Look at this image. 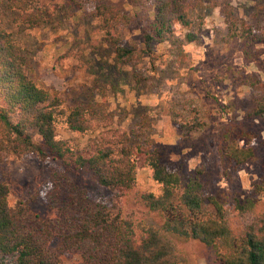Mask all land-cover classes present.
<instances>
[{
    "label": "rangeland",
    "instance_id": "rangeland-1",
    "mask_svg": "<svg viewBox=\"0 0 264 264\" xmlns=\"http://www.w3.org/2000/svg\"><path fill=\"white\" fill-rule=\"evenodd\" d=\"M106 2L127 15L117 28L121 40L136 47V57L118 63L104 40L94 6ZM47 16L42 25L15 32L8 16L0 25L12 32L26 56V74L59 94L57 108L86 104L92 127L72 132L61 115L55 138L67 140L81 154L91 152L99 133L125 131L130 142L154 146L162 165L185 180L195 175L204 194L233 204L246 197L252 207L236 213L227 208L224 219L236 230L264 209L254 184L264 174V114L253 112L264 81V43L250 37L229 36L231 22L264 32V0H200L190 10L188 27L174 25L172 34L156 43L151 54L142 50L140 30L150 18L153 0H40ZM194 38L188 40L187 33ZM226 129L253 156L234 164L219 151V132ZM243 130L249 139L239 136ZM135 157L134 190L159 192L150 170ZM0 181L8 187L7 201H27L42 219L53 220L56 206L68 196L119 210L133 222L158 226L162 218L130 195L99 185L89 170L62 166L33 153H0ZM78 192V193H77ZM206 214L213 212L205 204ZM185 264H219L211 249L195 239L170 237ZM58 238L53 241L57 244ZM64 264H83L76 253L65 252ZM0 264H8L0 258Z\"/></svg>",
    "mask_w": 264,
    "mask_h": 264
},
{
    "label": "trees",
    "instance_id": "trees-1",
    "mask_svg": "<svg viewBox=\"0 0 264 264\" xmlns=\"http://www.w3.org/2000/svg\"><path fill=\"white\" fill-rule=\"evenodd\" d=\"M200 0H153L150 18L140 30L142 50L153 52L154 45L172 34L174 25L188 27L190 10ZM94 16L104 40L112 47L118 63L135 59L136 47L121 40L117 28L127 15L116 6L99 2ZM8 16L15 32L35 28L47 21L40 0H0V17ZM229 36L250 37L264 43V32L253 34L249 26L231 22ZM188 40L194 38L187 33ZM26 56L12 36L0 25V153H33L42 160H59L74 170L87 169L96 182L115 191L116 197L130 195L148 211L157 213L158 226L133 222L119 210L93 203L85 196L71 194L56 206L53 220L42 219L27 201L11 206L8 187L0 181V258L8 264H64L65 252L76 253L83 264H185L170 237L195 239L211 249L219 264H264V209L236 230L228 226L224 211L249 210L251 197L226 204L204 194L195 175L182 180L179 173L162 165L152 145L133 143L127 132L99 133L90 141L92 150L83 155L67 140L55 138V120L61 115L68 130L84 132L92 127L86 104L57 108L59 94L37 84L26 74ZM253 110L264 114V81ZM219 151L234 164L253 156L249 145H239L226 130L219 132ZM239 136L249 139L241 130ZM138 154L159 185L154 194L134 190L135 157ZM254 192L264 198V174L254 184ZM78 193V192H77ZM208 204L213 212L206 214ZM58 238L57 244L53 241Z\"/></svg>",
    "mask_w": 264,
    "mask_h": 264
}]
</instances>
